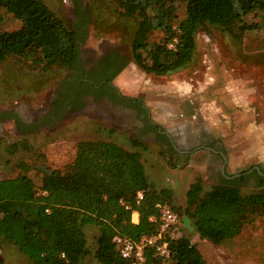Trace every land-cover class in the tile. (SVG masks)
<instances>
[{"label":"trees","instance_id":"trees-1","mask_svg":"<svg viewBox=\"0 0 264 264\" xmlns=\"http://www.w3.org/2000/svg\"><path fill=\"white\" fill-rule=\"evenodd\" d=\"M116 1L122 16L138 17L141 22L131 45L135 62L147 73L157 75L169 74L192 61L201 25L209 23L230 31L237 23L247 30L257 25L248 24L244 17L264 8V0ZM178 3L184 5V15L179 14ZM75 5L78 19L76 26H71L45 0H0V24L5 14L20 22L16 28L0 32V65L10 55L33 56L43 68L57 66L75 71L88 19L81 1L75 0ZM157 30L163 37L155 42L146 60L141 50L150 46L147 33ZM127 61L110 77L118 74ZM109 64L115 66L116 62ZM90 79L99 85L97 75ZM73 104V109L84 105L82 99ZM54 115L49 111L44 123L53 124ZM163 138L158 134V140ZM133 144L146 149L140 139L134 138ZM21 166L24 172L19 176L0 179V248L3 243L12 244L33 264H79L89 253L88 225L98 227L94 256L101 264H133L121 257L112 240L114 235L138 240L156 233L158 221L150 218L158 216V204L173 200L171 188L157 189L150 182L141 151L127 150L112 141H79L74 158L63 169L38 166L40 186L27 174L29 167ZM244 176L223 177L210 190L204 188L200 178L191 183L185 211L202 238L222 244L239 235L257 214L264 213V178L259 176V188L244 190ZM140 192L142 199L138 197ZM134 211L139 213L138 222L132 221ZM170 248L169 264H207L184 235L171 238ZM142 264L162 263L151 249Z\"/></svg>","mask_w":264,"mask_h":264},{"label":"rangeland","instance_id":"rangeland-1","mask_svg":"<svg viewBox=\"0 0 264 264\" xmlns=\"http://www.w3.org/2000/svg\"><path fill=\"white\" fill-rule=\"evenodd\" d=\"M45 1L55 14L76 26L78 16L74 12V0ZM80 1L88 16L86 37L82 43L84 51L97 55L108 49L122 51L129 63L116 77V84L123 80L121 87L128 92L138 93L143 88V93L149 95L153 103L157 100L159 109L177 107L181 111L188 105L192 110L190 117L195 120L194 108L197 106L198 120L222 136L228 162L219 157L217 165L214 162L208 164V152L196 154L201 160L177 157L176 161L170 145L164 147L150 135L137 137L131 131L117 127L113 123L115 120L104 110L84 109L46 125L38 120L37 115L48 107L56 85L65 77L67 69L57 66L43 68L33 56L10 55L0 65V179L19 176L24 172L21 165L26 164L29 167L27 174L40 186L38 166L46 164L63 169L73 159L79 141H112L127 150L146 151L142 153L146 170L151 172L153 165L161 169L154 176V186L176 188V198L170 205L181 214V224L175 237L184 235L190 238L207 264H264V213L257 214L253 222L245 225L239 242L231 240L218 245L200 236L193 219L185 211V190L193 180L202 179L204 188L210 190L222 181L223 166L229 175H234L252 164H264L260 159L261 156L264 158V8L244 17L248 24L257 25L247 30H242L241 24L237 23L230 31L209 23L201 25L196 33L192 61L169 74L157 75L147 73L133 58V36L141 26L138 17L122 16V8L116 0ZM178 6L179 14L184 15V5L178 3ZM19 23L11 14H5L0 32L14 29ZM162 37L163 32L158 30L147 33L150 46L141 50L146 60L150 59L155 42ZM172 44L169 46L174 47ZM189 83L193 89L189 98L173 99L172 87H184ZM194 93H198L197 99ZM187 98L190 104L186 102ZM157 114L154 112L155 117ZM134 138L144 140L146 149L135 146ZM172 166L180 170H176L174 176L169 172ZM167 178L174 181L169 182ZM253 183L250 181L249 186H254ZM98 233L96 225L86 227L89 253L79 264H101L94 256ZM0 264L33 262L14 245L3 243Z\"/></svg>","mask_w":264,"mask_h":264},{"label":"flooded vegetation","instance_id":"flooded-vegetation-1","mask_svg":"<svg viewBox=\"0 0 264 264\" xmlns=\"http://www.w3.org/2000/svg\"><path fill=\"white\" fill-rule=\"evenodd\" d=\"M73 3L75 12V0ZM126 59L128 60V57L120 50L108 49L104 50L100 55L88 54L81 45V57L79 58L78 68L75 71L73 70V72L71 69H67L65 77L58 81L48 107L43 110L42 114L37 115L39 120L44 122V116L49 111L55 113L52 118L54 123L58 121L61 115V118L64 119L68 115L84 109H90L91 111L104 110L108 116L110 115L115 120L113 123L117 127L131 131L137 137L139 135H150L153 140L162 143L164 147L170 145L174 152L178 148L191 150L210 148L219 153L217 156L226 163L228 157L224 153L222 136L211 131L197 117L189 124L169 129L165 122L159 121L154 116V103L150 104L151 106L147 103V100L151 101V99L149 95L145 96L143 93L145 91H142V93L140 91L136 95L132 94V92L124 91L122 87L120 89L115 79L128 66L129 62L127 61L126 66L112 78L110 77L112 75L109 74L116 72L120 64L124 63ZM115 62V66L109 64ZM93 74L99 77V85L96 81L90 79ZM90 84H94L96 87H90ZM81 99L84 105L80 109H73V102H79ZM54 102L57 104L56 106H54L55 104L53 105ZM158 134L164 136V141L158 140ZM141 141L144 142V140ZM217 160L220 159L217 158ZM256 172L260 177L264 178L263 163L252 164L249 168L238 172L239 174L236 173L227 178L235 179L245 175L244 182L246 185L243 188L254 190L259 188L256 185L261 181ZM250 181L254 182V186H249Z\"/></svg>","mask_w":264,"mask_h":264},{"label":"built area","instance_id":"built-area-1","mask_svg":"<svg viewBox=\"0 0 264 264\" xmlns=\"http://www.w3.org/2000/svg\"><path fill=\"white\" fill-rule=\"evenodd\" d=\"M138 197L142 199L143 193L140 192ZM157 206L159 210L158 216L150 218L158 221L156 233L144 235L138 240L122 234H115L112 239L121 257L131 260L133 264H142L146 259V253L151 249L154 250L162 264H169L171 260L170 239L174 238L175 232L179 230L181 217L168 203H161ZM134 220L135 211L133 212L132 221Z\"/></svg>","mask_w":264,"mask_h":264},{"label":"crops","instance_id":"crops-1","mask_svg":"<svg viewBox=\"0 0 264 264\" xmlns=\"http://www.w3.org/2000/svg\"><path fill=\"white\" fill-rule=\"evenodd\" d=\"M122 80V79H121ZM123 81V80H122ZM122 81L121 82H119L118 81V83L117 84H119V86L121 87L122 85H121V83H122ZM136 86V85H135ZM135 86H133V88H135ZM124 91H126V89L124 90ZM140 91H143V89H139V91H138V93H136V91H132V94H135L136 93V95L137 94H139L140 93ZM190 91H192L190 94H192L193 93V89H192V86H191V84L189 83L188 85H184V87L183 86H176V87H172V89L170 90V93H171V96L173 97V99H175V100H178V99H185L186 97H188V94H189V92ZM167 92H169V91H167ZM190 94H189V96H190ZM195 94V93H194ZM197 97H198V93H196L195 94V98L197 99ZM199 97L201 98V94L199 93ZM189 98V97H188ZM186 99V102H190L189 101V99ZM148 102V104L150 105H152V103H153V101H150V100H147ZM190 104V103H189ZM150 105V106H151ZM176 107V106H175ZM185 108H183L181 111L180 110H178V108L176 107V108H167V109H159V104H158V102H157V100H156V102L154 103V108H153V112H155V113H158L156 116V118L157 119H160L162 122H165V124H167V127L170 129V128H177L178 126H184L185 124H189L190 122H192L193 121V119H192V117H190V114H192V110H190V106H188V105H186V106H184ZM194 110L196 111V117H198L197 116V113H198V108H197V106L194 108ZM185 115L184 117L182 116V115ZM201 114H203V113H201ZM194 128V127H193ZM75 147H76V145H75ZM202 152H208L209 153V157H208V161H207V163L208 164H210V163H212V162H214L215 163V165H217L218 164V160H217V158H219V156H217V154H219V153H217L215 150H213V149H210V148H206V149H197V150H191V149H181V148H178V149H176L175 150V155H176V157H174L175 158V160L177 159V157L178 158H180L181 159V157L182 158H186V159H191L190 161H196V160H201L200 159V157H197L196 156V154H198V153H202ZM75 153H76V148L74 149V156H75ZM142 153L144 154V153H146V151H142ZM74 156H73V158H74ZM193 157V158H192ZM197 157V158H196ZM260 159L261 160H263L264 161V158H263V156H261L260 157ZM177 161V160H176ZM247 161V159L245 158V162ZM227 162H228V160H227ZM231 162H233L234 163V159L232 160L231 159ZM175 167V168H174ZM147 169V168H146ZM246 169V168H245ZM161 169H159V167L156 165V166H154L153 165V167H152V170H151V172L150 171H148L147 170V174H148V176H149V180H150V182H151V180H152V182L151 183H154L155 182V178H154V176L155 175H157L158 174V172H161L160 171ZM176 170H178V172H180V170L179 169H177V167L176 166H172L171 167V169L169 170V172L171 173V174H173L174 172H176ZM221 175H222V177L224 176V177H230L231 175H229L228 173H227V168L225 167V166H223V169H221ZM183 172H185V171H183ZM178 174V173H177ZM179 174H182V173H179ZM237 174H239V173H237ZM160 175V174H159ZM167 176H170V175H167ZM173 176H174V174H173ZM168 179V181L169 182H172V181H174V180H171V178H167ZM195 180H193L191 183H193ZM191 183L189 184V186H188V188L185 190V194L187 193V191H188V189H189V187H190V185H191ZM220 183V182H219ZM218 183V184H219ZM162 188H171L172 190H173V199H175L176 198V195H177V191H176V188H174V187H172V186H170V185H166V186H162V187H159V188H157V189H162ZM243 189H245V188H243ZM186 200H187V196H186ZM135 215H137V219H135L134 220V222H138L139 221V213L138 212H136L135 211ZM243 234H244V231H242L239 235H237V236H235L234 238H232V239H229V240H227V241H224L222 244H225L226 242H230L231 240L233 241V242H239V240H241L242 239V237H243ZM214 243V242H213ZM216 244V243H215ZM222 244H219V245H222Z\"/></svg>","mask_w":264,"mask_h":264}]
</instances>
